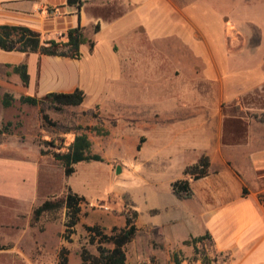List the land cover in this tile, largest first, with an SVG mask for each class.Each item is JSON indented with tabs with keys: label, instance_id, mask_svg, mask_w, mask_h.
<instances>
[{
	"label": "rangeland",
	"instance_id": "374dc122",
	"mask_svg": "<svg viewBox=\"0 0 264 264\" xmlns=\"http://www.w3.org/2000/svg\"><path fill=\"white\" fill-rule=\"evenodd\" d=\"M130 19L153 33L149 35L154 42L149 53L152 66L161 61L160 51L166 49L168 75L174 65L188 69L195 64L185 50L179 52L181 44L205 55V45L237 47L244 43L243 33L252 30L250 45L261 43L258 52L247 59L229 60L228 66L234 68L239 59L242 72L227 77L264 80V0H145ZM92 37L96 58L89 57L87 47L80 52L85 62L80 80L83 103L62 111L46 110L44 124L38 107L19 101L22 95L33 96V86L26 93V87L0 67V264H59L61 255L67 256L69 264H81L82 256L97 258L98 244L87 228L111 236L114 229L124 227L125 214L132 212L137 232L125 246V264H224V257L213 254L206 239L184 244L193 239L186 235L196 233L189 222L195 219L196 206L177 200L169 181L179 179L183 164L194 157L185 151V143L170 140L175 141L169 149L170 161L159 156L158 145L150 152L148 164L142 161L141 114L149 107L143 98L159 95L164 89L161 80H127L121 63L113 62L108 32ZM5 94L12 97L9 107L1 104ZM74 135H86L91 153L102 161L79 163L66 177L52 153L59 151L62 141L68 145ZM174 137L168 135V139ZM69 190L79 199L80 209L71 228L72 219L61 203ZM47 200L61 206L35 220V209ZM172 230L182 236L176 237Z\"/></svg>",
	"mask_w": 264,
	"mask_h": 264
},
{
	"label": "crops",
	"instance_id": "0c3cea01",
	"mask_svg": "<svg viewBox=\"0 0 264 264\" xmlns=\"http://www.w3.org/2000/svg\"><path fill=\"white\" fill-rule=\"evenodd\" d=\"M144 1L80 0L77 7L69 6L67 0H0V26L24 27L39 33L43 40H57L76 26L91 41L92 36L108 32L109 51L113 62L121 63V74L133 82L161 80L164 88L154 98H143L149 105L141 114L144 165L152 159L150 152L157 145L159 156L172 160L169 149L175 141L170 140L176 138L194 157L183 164L182 176L175 181L184 177V166L196 164L202 157L209 159L205 177L188 179L192 196L186 201L196 206L195 219L189 222L196 233H189L187 238L206 236L211 252L224 257V264H264V80L227 77L232 72L240 76L241 69L239 59L234 68L228 66L229 60L252 57L261 43L250 45L251 30L246 35L242 32V45H205V55L181 44L179 52L185 50L195 64L188 69L174 65L168 75L166 49L160 51L161 61L152 66L149 53L154 42L149 35L153 33L146 25L137 26L130 19ZM260 32L262 36L261 29ZM199 36L196 34L197 39ZM94 44L92 52L87 44L80 47V52L87 47L89 57L95 59ZM81 58L82 54L80 59H70L0 50V67L20 81L12 69L25 64L29 75L26 93L32 85L33 96L42 97L80 89L85 64ZM173 85L178 87L171 92ZM169 134H174V139H168ZM157 154L154 152V157ZM175 181H169L170 191ZM172 233L182 236L180 231Z\"/></svg>",
	"mask_w": 264,
	"mask_h": 264
},
{
	"label": "trees",
	"instance_id": "16d2710c",
	"mask_svg": "<svg viewBox=\"0 0 264 264\" xmlns=\"http://www.w3.org/2000/svg\"><path fill=\"white\" fill-rule=\"evenodd\" d=\"M67 4L78 7L80 0H67ZM48 12L50 13V10ZM86 44L89 47V51L92 52L95 44L85 37L80 26L68 29L57 40H43L39 33L24 27L0 26V50L7 52L38 53L39 55L80 59V47ZM12 73L19 77L23 87H27L29 75L25 64L13 67ZM84 98L83 91L75 89L71 93L52 92L42 97L22 95L19 101L21 104L38 107L42 116V123L44 124L47 120V116L44 114L46 110L62 111L64 107H76L83 103ZM11 103L12 97L9 94H5L1 99L2 106L9 107ZM45 143L48 145L52 144V142ZM137 149H139V146ZM58 150L52 153V157L61 165L66 177L73 174L74 167L79 163L102 161L99 155L91 153V142L86 135H74L73 140L68 145H64L62 141ZM208 168L209 159L202 157L196 164L186 168L184 175L189 176L192 180H197L207 175ZM171 189L178 200H187L192 196L188 179L175 181L171 184ZM61 203L68 209L70 219H72L68 227L71 228L76 224L77 215L80 213L79 199L69 190ZM60 206V203H53L47 200L35 209L34 219L37 220L42 214ZM135 218V212H132L131 216L125 214L124 227L120 230L114 229V233L111 236L103 235L98 228H87L93 234V240L98 244V257L87 258V256H82L81 264H125V246L134 239L137 232L134 223ZM205 239L206 236H201L193 238L191 241H185L184 244L187 245L192 242L196 244ZM104 243L111 244L112 248H104ZM60 258L59 264H69L66 255H61ZM176 264H179V262L176 261Z\"/></svg>",
	"mask_w": 264,
	"mask_h": 264
},
{
	"label": "water",
	"instance_id": "95a60500",
	"mask_svg": "<svg viewBox=\"0 0 264 264\" xmlns=\"http://www.w3.org/2000/svg\"><path fill=\"white\" fill-rule=\"evenodd\" d=\"M117 172H118V170H117Z\"/></svg>",
	"mask_w": 264,
	"mask_h": 264
},
{
	"label": "built area",
	"instance_id": "2783aa9c",
	"mask_svg": "<svg viewBox=\"0 0 264 264\" xmlns=\"http://www.w3.org/2000/svg\"><path fill=\"white\" fill-rule=\"evenodd\" d=\"M52 13V12H51Z\"/></svg>",
	"mask_w": 264,
	"mask_h": 264
}]
</instances>
